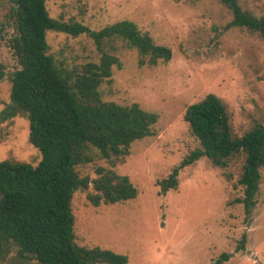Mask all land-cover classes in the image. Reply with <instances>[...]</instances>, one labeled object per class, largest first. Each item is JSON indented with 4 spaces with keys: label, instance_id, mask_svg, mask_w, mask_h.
Returning <instances> with one entry per match:
<instances>
[{
    "label": "rangeland",
    "instance_id": "rangeland-1",
    "mask_svg": "<svg viewBox=\"0 0 264 264\" xmlns=\"http://www.w3.org/2000/svg\"><path fill=\"white\" fill-rule=\"evenodd\" d=\"M256 16L264 0H240ZM53 18L75 19L100 30L130 20L154 41L173 51L168 63L139 66V54L115 42L122 69L113 68L100 92L105 101L138 103L159 115L156 134L135 142L130 155L113 167L138 189L135 200L92 206L78 191L73 200L75 231L80 246L110 249L129 257L128 264H264V168L257 205L247 214L237 180L243 159L223 169L207 157L180 172L177 189L160 193L185 157L201 147L184 114L188 106L215 94L228 107L234 132L242 136L254 121L264 122V40L246 29L231 27L232 14L218 0H47ZM0 40V112L10 103L11 79L19 67L7 39ZM50 54L69 68L98 62L92 39L49 32ZM29 121L16 117L0 124V162L6 159L38 165L42 154L29 143ZM103 159L79 167L95 177ZM245 251H238L243 237Z\"/></svg>",
    "mask_w": 264,
    "mask_h": 264
},
{
    "label": "trees",
    "instance_id": "trees-1",
    "mask_svg": "<svg viewBox=\"0 0 264 264\" xmlns=\"http://www.w3.org/2000/svg\"><path fill=\"white\" fill-rule=\"evenodd\" d=\"M232 14L231 27L246 29L264 40V15L256 16L240 0H218ZM7 39L18 68L13 73L10 103L0 112V124L16 117L29 121V143L42 154L38 165L6 159L0 162V264H128L129 257L101 247L77 243L73 200L90 190L94 207L135 200L138 189L127 175L113 168L130 155L131 146L156 134L159 115L138 103L122 105L102 98L100 87L122 69L115 42L139 54V66L168 63L173 51L157 44L130 20L100 30L75 19L53 18L47 0H0V40ZM49 32L92 39L98 62L69 68L50 54ZM6 76L0 62V80ZM201 147L184 158L160 193L177 189L180 172L203 157L227 168L243 159L237 186L243 189L247 214L256 207L264 168V122L254 121L242 136L232 127L227 105L215 94L191 104L184 114ZM103 159L112 164L96 168L95 177L79 167ZM244 236L238 251H245ZM232 254L224 253L215 264Z\"/></svg>",
    "mask_w": 264,
    "mask_h": 264
}]
</instances>
